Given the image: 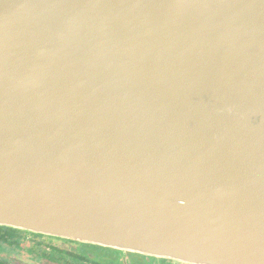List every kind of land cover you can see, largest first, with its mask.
<instances>
[{"label":"water","instance_id":"water-1","mask_svg":"<svg viewBox=\"0 0 264 264\" xmlns=\"http://www.w3.org/2000/svg\"><path fill=\"white\" fill-rule=\"evenodd\" d=\"M0 226L264 264V0H0Z\"/></svg>","mask_w":264,"mask_h":264},{"label":"flooded vegetation","instance_id":"flooded-vegetation-1","mask_svg":"<svg viewBox=\"0 0 264 264\" xmlns=\"http://www.w3.org/2000/svg\"><path fill=\"white\" fill-rule=\"evenodd\" d=\"M0 264H184L0 226Z\"/></svg>","mask_w":264,"mask_h":264}]
</instances>
